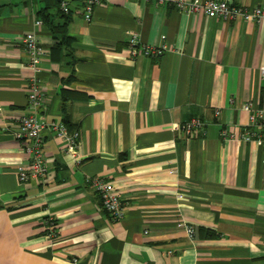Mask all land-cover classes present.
Segmentation results:
<instances>
[{"label": "crops", "instance_id": "1", "mask_svg": "<svg viewBox=\"0 0 264 264\" xmlns=\"http://www.w3.org/2000/svg\"><path fill=\"white\" fill-rule=\"evenodd\" d=\"M84 1L0 0V264H264V146L239 139L244 104L264 109V23L155 0H103L86 22ZM29 32L46 50L38 116L78 133L80 162L43 131L47 174L23 184L29 160L14 134L31 114ZM132 34L167 49L133 56ZM194 119L204 127L189 138L180 127ZM95 177L121 195L118 222Z\"/></svg>", "mask_w": 264, "mask_h": 264}, {"label": "built area", "instance_id": "2", "mask_svg": "<svg viewBox=\"0 0 264 264\" xmlns=\"http://www.w3.org/2000/svg\"><path fill=\"white\" fill-rule=\"evenodd\" d=\"M160 5L173 4L180 12L193 15L204 14L209 19H222L226 21L242 20L251 23H264V7H255L248 9L241 6H233L225 1L220 0H155ZM83 7V16L86 22H90L91 14L95 6L101 5L103 0H85ZM63 14H68L69 10L65 3L61 4ZM41 21H37L36 25H40ZM22 45L27 55V66L29 75L27 80V101L29 115H22L19 118V128L14 134L16 140L20 143L24 153L26 154L29 164L26 169L19 173L20 183H26L31 178L42 179L47 174V162L43 154V138L42 132L49 133L59 137L64 143V151L76 162H80L78 154V133L69 131L68 128L61 123L44 122L39 116L44 102V93L41 82L38 78L40 72V64L46 55V50L40 45L38 38L34 32L26 33L22 38ZM130 54L137 56L142 54L146 57H159L165 51L166 47L149 48L144 47L139 42L137 36L132 34L127 43ZM264 75V68L261 69ZM243 110L250 113L249 122L246 128L239 136V139L246 143H259L264 146V109H253L251 102L244 104ZM218 114V113H217ZM204 127V123L200 120H191L180 127L189 138L196 137L199 131ZM220 137L223 140L235 139L234 135L228 129H222ZM89 183L95 193L98 195L101 206L113 222H118L123 214V202L120 194L114 191L112 184L105 179L95 177L89 180ZM47 236L53 238L55 236V227L53 219L48 218L46 222ZM184 230L189 238H193L195 230L193 227L185 225Z\"/></svg>", "mask_w": 264, "mask_h": 264}, {"label": "trees", "instance_id": "3", "mask_svg": "<svg viewBox=\"0 0 264 264\" xmlns=\"http://www.w3.org/2000/svg\"><path fill=\"white\" fill-rule=\"evenodd\" d=\"M62 13V12H61ZM63 14V13H62ZM63 15H66V14H63ZM70 131H72V129H69Z\"/></svg>", "mask_w": 264, "mask_h": 264}]
</instances>
